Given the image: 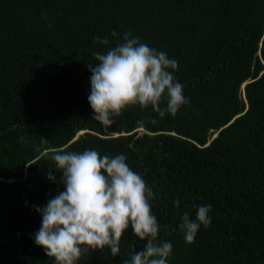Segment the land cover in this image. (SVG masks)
<instances>
[{
    "label": "trees",
    "instance_id": "trees-1",
    "mask_svg": "<svg viewBox=\"0 0 264 264\" xmlns=\"http://www.w3.org/2000/svg\"><path fill=\"white\" fill-rule=\"evenodd\" d=\"M125 32L178 61L189 102L175 117L133 105L111 127L91 118L89 65ZM62 149L126 155L155 193L169 264H264V0H0V264H53L33 206L64 190L45 156ZM193 204L211 205V224L187 244ZM146 243L129 229L119 256L79 264H125Z\"/></svg>",
    "mask_w": 264,
    "mask_h": 264
},
{
    "label": "clouds",
    "instance_id": "clouds-1",
    "mask_svg": "<svg viewBox=\"0 0 264 264\" xmlns=\"http://www.w3.org/2000/svg\"><path fill=\"white\" fill-rule=\"evenodd\" d=\"M110 34L118 36L115 30ZM100 42L107 45L109 41ZM94 55L98 63L89 65L87 100L91 118L104 127L113 126L129 106H151L163 118L166 114L175 117L189 102L184 85L174 76L178 61L142 43L139 37L125 32L123 43H117L106 54ZM162 101H166L164 108L160 107ZM49 155L61 173L64 190L44 206H33L41 216V226L32 238L48 257L54 258L53 264H79L83 253L105 247L112 256H119L120 240L129 229L147 243L141 251L133 249L125 264H169L173 246L158 240L160 225L150 203L155 193L128 165L126 155L111 157L92 149H62L45 154ZM47 179L56 182L51 171ZM173 204L179 206V201ZM193 207L195 218L185 212L179 224L187 244L195 242L202 226L207 229L211 224V205Z\"/></svg>",
    "mask_w": 264,
    "mask_h": 264
},
{
    "label": "rangeland",
    "instance_id": "rangeland-1",
    "mask_svg": "<svg viewBox=\"0 0 264 264\" xmlns=\"http://www.w3.org/2000/svg\"><path fill=\"white\" fill-rule=\"evenodd\" d=\"M248 80H249V79H247V81H248ZM247 81H244V82L240 85V89H241V90L243 89V86L247 83ZM82 131H83V129L80 130V131H78V132L76 133L75 137H77L78 135H80V134H81L80 132H82ZM136 131H137L138 134H141V133L143 132V128L138 127V128H136Z\"/></svg>",
    "mask_w": 264,
    "mask_h": 264
},
{
    "label": "water",
    "instance_id": "water-1",
    "mask_svg": "<svg viewBox=\"0 0 264 264\" xmlns=\"http://www.w3.org/2000/svg\"><path fill=\"white\" fill-rule=\"evenodd\" d=\"M85 131H87V130H83L82 132H80V133H83V132H85Z\"/></svg>",
    "mask_w": 264,
    "mask_h": 264
}]
</instances>
